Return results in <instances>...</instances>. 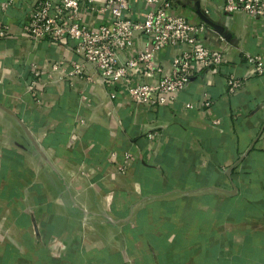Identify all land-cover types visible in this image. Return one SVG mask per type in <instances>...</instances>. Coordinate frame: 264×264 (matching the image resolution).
<instances>
[{
  "label": "crops",
  "instance_id": "obj_1",
  "mask_svg": "<svg viewBox=\"0 0 264 264\" xmlns=\"http://www.w3.org/2000/svg\"><path fill=\"white\" fill-rule=\"evenodd\" d=\"M40 1L0 0V105L11 112L0 106V264H264V18L173 0L174 14L218 25L200 38L224 61L192 62L186 87L145 106L128 87L171 75L187 46L155 51L151 76L138 63L129 84L106 85L74 39L28 32ZM128 3L122 17L140 23L148 5ZM78 11L88 27L109 21L86 1ZM146 48L135 31L117 61Z\"/></svg>",
  "mask_w": 264,
  "mask_h": 264
},
{
  "label": "built area",
  "instance_id": "obj_2",
  "mask_svg": "<svg viewBox=\"0 0 264 264\" xmlns=\"http://www.w3.org/2000/svg\"><path fill=\"white\" fill-rule=\"evenodd\" d=\"M87 7L108 15L109 21L96 27H88L80 22L79 6L85 2ZM148 10L140 23H134L122 17L129 7L128 0H106L102 4L91 6L93 0H58L53 3L40 1L33 9L27 27L35 38L57 41L68 37L76 41L75 52L82 63L92 62L100 71L102 81L109 85L112 81L130 83L126 71L138 63L143 66L145 76L160 71L154 68L153 54L165 46L186 45L187 48L173 60L171 75H162L156 84L136 83L128 87V95L136 105L157 106L165 103L168 95H176L186 87L193 75L190 64L201 67H218L223 61L222 53L212 50L200 38L206 24L192 22L185 16L172 12L173 0H143ZM224 11L233 13L243 11L256 18H264V0H223ZM135 31H142L151 42V48L144 49L137 57L118 63L117 51L125 48ZM257 56H249L248 62H256ZM264 72V65H258ZM75 73L82 72L80 64H74ZM230 88L239 84L229 81ZM111 96H114L111 94ZM123 170V166L120 167Z\"/></svg>",
  "mask_w": 264,
  "mask_h": 264
},
{
  "label": "water",
  "instance_id": "obj_3",
  "mask_svg": "<svg viewBox=\"0 0 264 264\" xmlns=\"http://www.w3.org/2000/svg\"><path fill=\"white\" fill-rule=\"evenodd\" d=\"M198 15H199V17L201 18V20L204 21V23H206V24L212 26L215 30H218L219 27H218L217 24L213 23L210 19L206 18V16L203 15L202 13H200L199 11H198ZM0 106H1L5 111H7L8 113H11V112L9 111V109H7L6 107H4V106H2V105H0ZM229 171H230V169H227V171H226L227 175L229 174ZM235 192H236V189H235V187H233V189L231 190V193H232V194H235Z\"/></svg>",
  "mask_w": 264,
  "mask_h": 264
}]
</instances>
